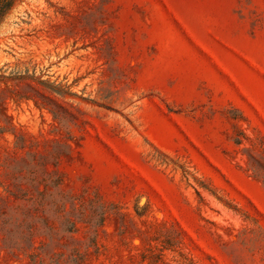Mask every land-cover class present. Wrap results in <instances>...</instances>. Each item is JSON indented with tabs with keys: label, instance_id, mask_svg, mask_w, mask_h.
Returning a JSON list of instances; mask_svg holds the SVG:
<instances>
[{
	"label": "rangeland",
	"instance_id": "obj_1",
	"mask_svg": "<svg viewBox=\"0 0 264 264\" xmlns=\"http://www.w3.org/2000/svg\"><path fill=\"white\" fill-rule=\"evenodd\" d=\"M0 75V264H264V0H19Z\"/></svg>",
	"mask_w": 264,
	"mask_h": 264
},
{
	"label": "trees",
	"instance_id": "obj_2",
	"mask_svg": "<svg viewBox=\"0 0 264 264\" xmlns=\"http://www.w3.org/2000/svg\"><path fill=\"white\" fill-rule=\"evenodd\" d=\"M17 1L19 0H0V25ZM22 77H25V76L23 75H16V76L0 75V78H2L3 80L4 79L7 80L9 78H22Z\"/></svg>",
	"mask_w": 264,
	"mask_h": 264
}]
</instances>
